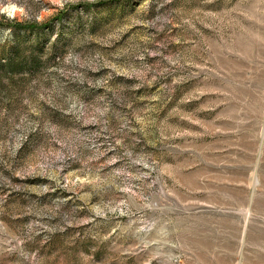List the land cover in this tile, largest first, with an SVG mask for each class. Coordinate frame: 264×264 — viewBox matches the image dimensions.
<instances>
[{"label":"rangeland","instance_id":"obj_1","mask_svg":"<svg viewBox=\"0 0 264 264\" xmlns=\"http://www.w3.org/2000/svg\"><path fill=\"white\" fill-rule=\"evenodd\" d=\"M0 264H264V0H0Z\"/></svg>","mask_w":264,"mask_h":264},{"label":"trees","instance_id":"obj_2","mask_svg":"<svg viewBox=\"0 0 264 264\" xmlns=\"http://www.w3.org/2000/svg\"><path fill=\"white\" fill-rule=\"evenodd\" d=\"M19 51H20V50L17 49V51L13 52V54H12V59H11L9 62H12V61L15 60L16 58H18V59L21 58V56H20V52H19ZM9 64H11V63H9Z\"/></svg>","mask_w":264,"mask_h":264}]
</instances>
